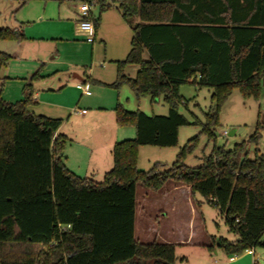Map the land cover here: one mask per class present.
<instances>
[{
	"label": "trees",
	"instance_id": "1",
	"mask_svg": "<svg viewBox=\"0 0 264 264\" xmlns=\"http://www.w3.org/2000/svg\"><path fill=\"white\" fill-rule=\"evenodd\" d=\"M133 31L131 50L117 62L114 89L129 86L137 99L163 98L167 116L129 112L118 104L116 122L136 130L112 150L113 169L102 183L81 178L64 162L62 121L37 116L33 80L24 99H2L1 72L11 55L0 52V264H176V245L136 239L137 189L158 192L168 183L191 187L224 217L234 243L229 256L264 248V154L246 142L215 147L199 168L187 167L191 140L169 169L138 168L141 147L175 148L190 123L178 111L182 86L212 91L204 133L216 137L220 113L235 91L259 100L264 83V0H112ZM101 12L111 8L98 1ZM95 27L100 19L94 20ZM22 29H0V41L23 43ZM147 55V59L145 58ZM137 66L135 78L126 75ZM261 139L260 125L250 142ZM163 169V170H162ZM214 249V247H210Z\"/></svg>",
	"mask_w": 264,
	"mask_h": 264
},
{
	"label": "rangeland",
	"instance_id": "2",
	"mask_svg": "<svg viewBox=\"0 0 264 264\" xmlns=\"http://www.w3.org/2000/svg\"><path fill=\"white\" fill-rule=\"evenodd\" d=\"M84 2V0H0V29H22L26 38H35V41L28 40L22 45L17 42L0 41V52L13 56L8 67L1 72L4 79L2 99L10 104L23 100L25 87L34 75H38L32 82L34 93L46 88L54 90L51 94L57 96L47 100L63 105L76 102L74 106L81 101L79 108L91 112L92 109L86 105L88 100L81 98V92L76 90L77 85H84L83 82L90 79L91 93L96 96L102 88L104 102L110 95L120 96L122 106L129 112L141 111L150 117L167 116L169 106L163 98L156 101H152L150 97L137 99L129 86L117 90L111 85L99 82L115 80L116 61L121 62L127 58L131 50L133 31L117 10L118 5L113 4L112 0H105L111 8L102 12L95 45L88 44L78 30L81 21L78 9ZM100 12L101 8L97 1L92 8L94 20L99 18ZM101 36L105 43L101 42ZM37 38L42 39L36 40ZM145 58L147 59V55ZM137 72V66H128L125 70L130 78H135ZM180 94L184 101L178 106L179 113L190 123L199 124L182 127L175 148L141 147L139 170L149 171L156 163L166 165L165 169L171 168L181 150L195 139L193 148L184 161L190 168L201 167L204 159L211 155L215 147L232 150L235 145L246 142V151L251 158H254L257 149L264 154V83L259 100H245L238 91L232 94L221 110L220 126L215 138H210L203 131L206 115L212 108V91L187 84L181 87ZM31 109L36 114L49 112L43 105L32 106ZM57 118L66 120L64 115ZM258 125L261 139L256 145L250 142V138L255 134ZM71 130L72 122L65 125L63 132ZM77 143L76 141L69 143L67 151L69 149L78 151ZM67 151L63 154L65 164ZM70 165L75 168L74 160H71ZM80 174L85 178L84 172ZM103 181L104 179H97V182ZM184 194V191L173 190L170 194L162 193L159 196L158 192L138 186L136 239L140 243L161 240L175 244L176 264H264L263 247L253 249L254 255H248L246 252L227 255L223 248L218 246L219 240L234 243L238 237L230 233L224 217L200 194H190L188 198ZM169 195L173 197L169 198ZM231 257L236 260L230 262Z\"/></svg>",
	"mask_w": 264,
	"mask_h": 264
},
{
	"label": "crops",
	"instance_id": "3",
	"mask_svg": "<svg viewBox=\"0 0 264 264\" xmlns=\"http://www.w3.org/2000/svg\"><path fill=\"white\" fill-rule=\"evenodd\" d=\"M101 16L102 13H100L98 19L101 20ZM100 26L101 25L99 22L98 26L95 27V41L94 43H91V45H95L96 43ZM41 39L42 38H37L36 40ZM28 40L35 41V38L28 37L25 42H27ZM25 42L21 43V45ZM101 42L105 43L103 36H101ZM117 62L120 61H116V63ZM114 79L115 80L113 81L111 80L112 82H104L103 80H99V82H103L105 83V85H113L117 80V72ZM89 80L90 79L84 81L83 84L90 87L91 81ZM77 86L76 90H78ZM53 92L54 90L46 88L43 90H38L36 93H34L33 106L40 107L41 105H43L44 109L49 112H41V114H36L32 109L30 111L37 116H45L62 121V126L58 131V135L64 136L67 139V144L64 151H67L69 143H74V141L78 142V151H71V149H69L66 152V166L70 172L79 177L82 176L80 173L84 172L85 178L92 179L95 182H97V179H104L106 174L109 173L114 166L112 157V150L114 146L117 143L130 139L133 140V138L136 137V130L134 131L132 127L122 128L118 126L116 122L114 110L118 104L122 105L121 97L110 95V98H107L104 102L105 95L103 94L104 92L102 88L100 90V93L96 96H94L93 94L91 96H85L81 93V98H86V100H88L86 102V105H88L92 109L91 112H87L86 109L82 110L79 108V106L81 105V101H78L76 106H74L76 102H73V104L71 105H63L51 100H47L48 98L57 96L55 94H51ZM52 109L53 111L51 112ZM61 112H67V114H62ZM63 115L66 120H64V118H57L62 117ZM70 122H72L71 132H63L65 125ZM71 160H74L75 168H72V166L70 165ZM173 190L184 191V196L187 198L188 196H190V194H192L191 187L186 185H177L175 183H168L162 190L158 191V194L159 196L162 193L170 194ZM168 197L171 198L173 197V195H169ZM154 242L172 244L170 242H163L161 240H156Z\"/></svg>",
	"mask_w": 264,
	"mask_h": 264
},
{
	"label": "built area",
	"instance_id": "4",
	"mask_svg": "<svg viewBox=\"0 0 264 264\" xmlns=\"http://www.w3.org/2000/svg\"><path fill=\"white\" fill-rule=\"evenodd\" d=\"M84 4L78 9L81 21L78 25L79 33L82 34L87 43H94L96 28L94 22L91 20L93 4L99 0H84ZM77 89L85 96H91L90 87L88 85H78ZM248 255H254V250L246 251ZM236 258L231 257L230 262H234Z\"/></svg>",
	"mask_w": 264,
	"mask_h": 264
}]
</instances>
